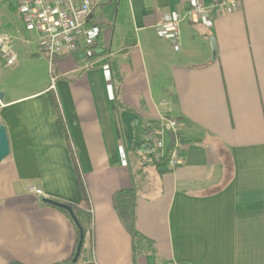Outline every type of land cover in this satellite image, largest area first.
<instances>
[{
    "label": "crops",
    "instance_id": "1",
    "mask_svg": "<svg viewBox=\"0 0 264 264\" xmlns=\"http://www.w3.org/2000/svg\"><path fill=\"white\" fill-rule=\"evenodd\" d=\"M219 1L238 5L183 20L177 44L168 15ZM0 11L18 56L0 55V264H74V224L43 198L87 228L77 264H264V0H105L95 45L53 63L17 0ZM136 116L180 121L176 168L141 171ZM132 188L136 249L114 203Z\"/></svg>",
    "mask_w": 264,
    "mask_h": 264
},
{
    "label": "built area",
    "instance_id": "2",
    "mask_svg": "<svg viewBox=\"0 0 264 264\" xmlns=\"http://www.w3.org/2000/svg\"><path fill=\"white\" fill-rule=\"evenodd\" d=\"M25 29L36 32L42 50L53 63L54 59L74 55L81 47H93L97 31L91 23L93 11L105 0H17ZM236 1H219L211 4H196L182 7L167 17V24L173 28L174 40L180 41V24L186 19H196L218 7L236 8ZM162 24H158L161 26ZM0 55L8 66L17 62L18 56L13 49L12 38L0 35ZM54 81V79H53ZM168 105L169 101H162ZM162 125L156 130L155 144L157 149L167 146V132H181L182 124L177 118L164 117ZM183 142L177 137L167 165L168 169L176 168L182 161ZM30 194L44 196L42 189L36 185L28 188Z\"/></svg>",
    "mask_w": 264,
    "mask_h": 264
},
{
    "label": "trees",
    "instance_id": "3",
    "mask_svg": "<svg viewBox=\"0 0 264 264\" xmlns=\"http://www.w3.org/2000/svg\"><path fill=\"white\" fill-rule=\"evenodd\" d=\"M161 125H162L161 120L147 119L141 116H136L133 120V131H134L133 153L141 163L142 172H145L146 169L149 167H154L157 170L164 171L168 165L176 138L180 137L182 139V142L183 141L185 142L184 138L181 136L182 135L181 132L168 131L167 146L164 149H160V150L157 149L155 144L156 130L160 129ZM66 137L68 138L70 150L72 151V153H74L75 156V151L72 146L71 136L67 131H66ZM81 186H82L83 200L89 203L90 197H89L88 189L85 186L83 180L81 181ZM136 201H137V194L135 188L120 191L114 197L115 208L119 212L121 218L123 219L124 223L130 230V232L132 233L133 241H134V249H136L143 242L148 241L147 237H145L142 233H140L136 229V225H135ZM71 206L73 207L74 210H76V207L74 205ZM59 209L62 210L64 213H66L68 217L71 219L72 223L74 224L78 237L77 240V246H78L80 239V228L78 227L75 220L67 210L62 208ZM76 215L84 229V234L86 238L88 230L84 226L79 214L76 213ZM90 237H91L92 249H94L95 242H94L93 230L91 231ZM77 246H76V250H77ZM78 262L79 260L75 264H77Z\"/></svg>",
    "mask_w": 264,
    "mask_h": 264
},
{
    "label": "water",
    "instance_id": "4",
    "mask_svg": "<svg viewBox=\"0 0 264 264\" xmlns=\"http://www.w3.org/2000/svg\"><path fill=\"white\" fill-rule=\"evenodd\" d=\"M2 99H3V93L0 92V101ZM9 154H10V144H9L8 133H7L5 125L1 124L0 125V163L4 159H6V157H8ZM43 201L55 207L67 210L70 213V215L73 217V219L75 220L78 227L80 228V239H79V243L77 246L75 256L72 260V262L75 264L79 260V257L81 255V251L84 245V240H85L84 229L76 215V211L73 209V207L70 204H67V203H63V202L49 199V198H43Z\"/></svg>",
    "mask_w": 264,
    "mask_h": 264
},
{
    "label": "rangeland",
    "instance_id": "5",
    "mask_svg": "<svg viewBox=\"0 0 264 264\" xmlns=\"http://www.w3.org/2000/svg\"><path fill=\"white\" fill-rule=\"evenodd\" d=\"M115 6H116V2H115V4H113V7L112 6H110L109 7V10H111L112 11V9H115ZM1 12V11H0ZM1 13H0V27L1 28H5V26H6V21L5 20H3V18L1 17ZM111 28V27H110ZM106 29H107V27H106ZM101 40H102V37H101V35L98 37V42L100 41L101 42Z\"/></svg>",
    "mask_w": 264,
    "mask_h": 264
}]
</instances>
